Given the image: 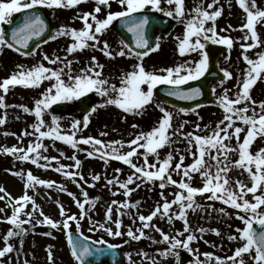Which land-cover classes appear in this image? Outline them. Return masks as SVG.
Masks as SVG:
<instances>
[{
  "label": "snow or ice",
  "instance_id": "snow-or-ice-1",
  "mask_svg": "<svg viewBox=\"0 0 264 264\" xmlns=\"http://www.w3.org/2000/svg\"><path fill=\"white\" fill-rule=\"evenodd\" d=\"M83 2L85 0H0V54L7 48L22 56L37 55L36 49L31 51H21V49H28L29 41L34 37H42L47 30L46 22L39 14L40 10L71 9ZM115 3L118 5V10L113 11L112 0H95L92 11L77 14L76 18L82 21L80 29L61 25L54 32L49 33L48 39L43 41L45 44L59 37L71 39L64 50L65 56L61 57L55 53L49 56L45 53L42 56V62L31 67L17 64L9 76L0 80V90L3 93L0 94V108L6 110L8 107H19L24 113L35 116V122L29 126L32 131L29 132L26 128L17 137L21 143L27 136H33L35 139L29 141L26 147L19 145L0 147V153L12 155L18 161L30 162L40 168H52L67 180L76 183L83 197L81 200L75 193L56 181L38 178L31 170L26 173L25 191L21 196L12 197L3 186H0V193H3L0 195V200L7 198L8 205L12 208L10 216L6 214L5 208H0V213H5L0 216V221L12 225L3 236L4 247L0 248V264H6L3 258L13 251H17L19 255L20 250L9 243L10 238L19 237L22 250L24 236L39 224L47 225L52 230L62 231L66 235L70 254L76 264H90L88 258L105 254V248L116 250L123 244L138 242L141 239H148L152 244L167 245L157 249L155 254L140 251L139 255L147 259L150 264H163V261L169 257L174 258L176 264H181V250L190 255L189 264H248L249 260L251 264H264V146L255 152L252 151L257 138L264 140V100L257 102L251 95L257 82L264 80V51L257 52L255 58L248 55L252 49L264 48V39L258 32V25H264V8L259 6L258 0H236L246 14L245 22L238 28L229 24L218 31L216 21L222 15V6L216 7L219 0H211L206 7L203 0L200 3H195L194 0V7L191 9L187 8L186 0H115ZM231 3L232 0H228L229 7ZM105 8L108 11L103 18H100L98 14ZM146 12L162 13L164 17L183 24L182 38L175 37L178 42L177 51L181 56L196 53L199 59L185 61L172 67L147 70L143 63L144 58L160 49L161 37H156L154 43L149 42L146 26L150 24V17L144 14ZM15 14H22V22L11 28L9 38L3 25H12ZM117 20H121L126 30L132 34L135 48L121 40L118 49H112L108 41L101 40V37ZM237 30L244 33L240 38L242 41L240 48L246 67L235 77L230 70L220 69L223 74L219 81L220 85L222 86L226 80L236 79L234 86L236 91L230 96L232 90L229 88L225 87L219 93L215 87L211 88L216 98L215 102L223 112L222 119L216 122L215 127L196 123L193 131L185 132L184 128L188 121H183L176 126L174 113L168 111L163 105L157 104L156 107L162 115L156 124L148 131L132 134V138L127 141L122 139L108 141L80 135L82 129L89 126L92 115L99 109L115 106L125 114L141 115L152 103L154 90L158 85L170 86L167 95L180 100H195L200 97L202 95L200 87L183 89L181 86L189 81L200 79L208 72L210 56L206 51L207 43L224 45L230 52L234 46V40L230 35L221 33ZM36 47L38 49L40 45ZM88 48L99 50L109 59L127 57L135 59L136 63L132 65L131 70L118 75V84L111 82L110 77L104 76L105 65L100 63L96 56H92L84 67L75 71L72 67L73 63L79 61H73L68 57ZM225 59H230V56H226ZM43 61H47L49 66H46ZM45 81H48L49 85L40 93V97L34 100L33 108L5 103L6 95L16 86L39 88ZM90 93L100 97V101L90 104L85 109L82 119H73L69 130L65 131L61 128L59 124L61 118L56 115L51 116L50 124L45 121L44 115L53 105L79 101ZM200 106L197 104L196 107ZM189 111L195 112L196 109H178V113L187 114ZM6 119L5 111V114L0 116V126L6 123ZM200 119L203 118L200 117ZM132 127L137 128L138 125L133 124ZM201 132L204 134H200ZM8 134L5 133V135ZM11 135L16 134L11 133ZM108 135L107 131H101L99 134L100 137ZM45 138L61 141L78 152H84L86 158H99L105 164H108L110 160H116L127 165L131 171L126 179H120L122 170L119 168L114 170L110 178L103 177L106 181L105 186L109 187L113 196L122 194L126 199L123 201L112 199L107 203L103 220H95L91 212L95 202L100 198L90 199L89 193L82 186L87 183L81 171L83 162L76 152L68 157L73 161L70 165L61 163L58 157L44 155L43 153L47 152L49 147L43 143ZM233 140H235L234 144ZM184 141L187 143L185 149L173 147ZM80 145L90 147L81 148ZM165 146L172 150L161 158L159 150ZM125 147L127 151H124ZM60 155L63 156L64 153L61 152ZM150 156L154 158V162L150 161ZM188 156H191L192 162L185 164ZM141 158L142 162L138 163L137 161ZM234 169L241 170V175L246 173L250 183L239 178L233 180L230 173ZM5 171L12 175H19L22 179L25 175L13 169ZM197 175L202 182L201 186L194 184ZM176 176L179 177L178 180L174 178ZM101 179L100 174H91L93 182ZM157 182L163 203L157 202L149 214L144 215L140 211L142 201L131 202L130 196L140 187L148 184L156 185ZM37 186L56 188L57 191L66 193L72 198L79 211L72 213L61 201L56 200L61 219L50 217L29 194V190L35 191ZM169 186L175 189L170 193L173 196L171 200L167 198L164 191ZM205 194H208L205 197L206 200L219 201L236 210L235 218L241 222L242 226H237L235 233L227 236L229 241L239 242L230 256H216L212 252L200 253L199 249L192 247L194 241L203 239L206 231L221 235L219 229L198 227L194 231L190 225L189 211L195 213L198 210H206V206L197 199ZM249 194L251 199L248 198ZM29 204H31V211L26 210ZM207 207H211L212 211L220 214L229 215L224 208L216 209L214 205ZM132 209L136 211L133 212ZM22 216L26 219H22ZM124 216H129L132 220L130 225H124ZM154 218L166 219L170 226L175 220L182 221L183 229L175 230L174 234L165 232L154 223ZM84 221H87L89 225L87 229L89 233L102 232L108 237H119L123 240V244L110 243L103 236L91 241V237L81 230ZM25 224L32 225V228H25ZM73 224H75V237L72 231ZM146 230L159 233L161 239H155ZM197 232L200 233L199 236ZM44 235L56 238L52 231ZM205 243L210 242L205 241ZM93 245L104 247H93ZM53 248L52 245L46 248L48 264H56ZM111 255L113 264H118L116 252L112 251ZM125 255L129 259V264H135L131 259V253ZM201 255L204 256L203 260L200 259ZM157 256L161 259L158 260ZM24 264L29 262L25 260Z\"/></svg>",
  "mask_w": 264,
  "mask_h": 264
},
{
  "label": "rangeland",
  "instance_id": "rangeland-1",
  "mask_svg": "<svg viewBox=\"0 0 264 264\" xmlns=\"http://www.w3.org/2000/svg\"><path fill=\"white\" fill-rule=\"evenodd\" d=\"M201 0H195V3H200ZM211 0H203L204 6H207V3H210ZM258 4L261 8H264V0H258ZM186 6L188 9L194 7V0H186ZM222 6V15L216 21L217 30L221 28H226L229 24L238 28L241 23L245 22V13L236 3V0H232L231 7H229L228 0H219V4L216 7ZM95 7V0H85V2L77 5L71 9H58V10H50L46 9L49 15L52 18L53 22V30L57 29L61 25H67L73 28L80 29L82 27V21L77 19L76 16L78 13H82L85 11H92ZM167 7V5H165ZM112 9L118 10V5L115 3V0H112ZM107 8H105L98 15L100 18H103L107 13ZM162 14V13H161ZM174 20V19H173ZM173 29L171 30L168 37H161V47L158 51L150 53L147 57L144 58V66L147 70L151 71L153 69H161L172 67L177 64H181L185 61H194L198 60L199 56L196 53H191L188 55L181 56L177 51V40L175 37L180 36L182 38L184 32V26L181 23H178L176 20ZM210 26V25H209ZM258 32L262 39H264V25H258ZM230 35L234 40L233 48L229 50L226 48L225 53L218 59L217 66L219 69L225 68L230 70L233 73V76H237L241 73V71L246 67L245 62L241 57L242 49L240 48L241 37L244 35L243 32L237 31H229L228 33H221ZM101 40H106L112 47V49H118L119 41L112 34L111 29L101 37ZM71 42L69 37H59L54 41H49L48 43H44L40 45L37 51V55L32 56H19L12 51L5 48L0 54V80L10 75V73L15 69L17 64H23L26 67H31L37 63L42 62L43 54L47 53L49 56H52L54 53L60 55L61 57L65 56V49L68 44ZM251 42V41H249ZM212 44L208 42L207 45ZM259 51H264V48H256L252 49L248 52L250 57L255 58V55ZM92 56H96L98 61L105 65L104 67V76L110 77L111 82L118 84V75L124 71L131 70L133 64L136 63L135 59L127 58V57H116L115 59H109L103 55L99 50H93L91 48L85 49L83 51H77L73 55L69 56V59L73 61H79L78 63H73V69L78 71L80 68L84 67L91 59ZM230 56V59L226 60L225 57ZM46 66L47 61H43ZM59 66V65H57ZM45 81L39 88H25L22 86H16L14 89L10 90L9 93L5 97V103L7 105H26L29 108L34 107V100L40 97V94L37 90H43L45 88ZM236 79L226 80L224 84L221 86L219 81L214 82L211 85L215 87L217 93L221 92L223 88H229L232 90L230 92V96L236 91L235 86ZM37 89V90H36ZM0 94L2 90H0ZM93 97V104L100 101V97L95 95L94 93L88 94ZM252 97L257 101L264 100V80L258 81L257 84L253 87L251 91ZM214 96V95H213ZM215 98V96H214ZM216 100V98H215ZM75 101H67L66 103L73 105ZM158 103L153 99L152 103L147 106L146 110L141 115H132L125 114L121 110L117 109L115 106H109L104 109H99L95 114L91 117V122L86 129H82L80 135L83 136H93L97 138H101L104 140H125L132 138V134L137 133L139 131H148L150 130L161 117L162 113H160L159 109L156 107ZM168 111L174 113V122L175 125L178 126L183 121H188L185 125L184 131H193L194 125L196 123H200L201 125H210L211 127H215L217 121L222 119L223 112L222 109L217 106L216 102L213 105L204 106L197 108L195 112H188L187 114L178 113V111L173 110L169 107L164 106ZM7 112L6 123L0 126V147H11L12 145H19L26 147L29 141L35 139L33 136H27L23 138L22 143L17 139L19 134L27 128L29 132L32 129L29 127L31 124L35 122V116L29 113H24L23 110L19 107H8L6 110L0 108V116H3ZM198 113L199 115H197ZM56 115L60 117L59 124L62 129L65 131L70 129L71 122L73 119H82V117L71 118L67 115L61 114H52L50 109L45 113L44 119L49 124L51 123V116ZM200 117L203 119L201 120ZM138 125L137 128H133L132 125ZM101 131H107L109 135L107 137H100L99 134ZM210 131V129H209ZM5 133H9L5 135ZM11 133H15L16 135H11ZM200 134H204L201 132ZM43 143L48 145V151L44 152V155L58 157L60 162L65 165H70L73 163L68 157H71L74 152L78 155L79 159L83 162L81 171L83 172L87 183L83 184V188L89 193V198L94 199L99 197L100 199L95 202V207L91 212V215L95 220H103L107 203L112 199H116L118 201H123L126 198L122 194H117L116 196L112 195V191L109 190V187H106V181L103 179L104 176L111 177L114 173V170L119 168L122 170L120 174V179H126V177L130 174V168L123 164L121 161L110 160L108 164H105L99 158H86L84 152H78L76 149L71 148L70 146L64 144L61 141H53L51 139L45 138ZM235 143V140L232 141ZM264 146V140L257 138L254 142V146L252 151L255 152L260 147ZM81 148H89L88 145H80ZM174 148H179L181 150L187 147L186 141L177 143L173 145ZM128 149L125 147L124 151ZM169 147L165 146L160 149L161 158L165 157L169 151H171ZM143 151V149H141ZM63 152L64 155L61 156L60 153ZM178 155L176 159L178 160ZM236 158V157H233ZM150 161L154 162L153 157H149ZM138 163L142 162L141 160L137 161ZM192 158L188 156L185 160V164L191 163ZM43 163V161H41ZM55 164V161H53ZM6 169H13L15 172H23L24 178L22 179L19 175L9 174ZM28 170H31L32 173L38 178L45 180H53L58 184H63L69 191L75 193L81 200L83 197L81 195V189L77 186L76 183L67 180L61 174L52 170V168L44 169L33 165L30 162H21L16 160V158L12 155H7L0 153V186H3L8 193L11 194L12 197L21 196L24 189V181L26 180V173ZM75 171V169H73ZM241 170L234 169L230 176L234 179L239 178L248 181L247 174H240ZM97 173L100 174L102 179L97 182H93L91 180V174ZM175 179H179L178 176L174 177ZM200 177L197 175L194 180V184L196 186H201ZM250 183V182H249ZM94 184V186H92ZM130 187H135V185H130ZM151 189V190H149ZM175 189L172 186L166 188L165 195L169 200L172 199V193ZM160 189L158 183L156 185L148 184L146 186H142L139 189L135 190L131 196L130 201L135 202L136 200L142 201L140 205V211L144 215H148L149 212L155 207L157 202L163 203L160 197ZM168 192V194H167ZM29 194L32 195L36 201V203L43 209L44 213L49 215L54 219H61L59 215V209L56 204V200L61 201L66 208L70 209L72 213L78 212V208L76 204L73 202L72 198L69 197L64 192L57 191L56 188L48 189L45 186H37L35 191L29 190ZM3 195V193H0ZM205 196L197 197V199L206 206L205 211H196L193 213L189 211L188 219L192 229L195 231L198 227H203L205 229H219L221 235H216L211 231H206L203 234V239H199L192 243V247L199 249L200 253L212 252L216 256L224 257L225 255H232L234 249L239 245L238 241H229L227 236L229 234H234L237 226H242L241 222L235 218L234 209L230 208L228 205H224L219 201H208L205 199ZM50 197V198H49ZM251 199V194L248 196ZM208 205H214L216 209L224 208L229 215H223L218 212L212 211L211 207H207ZM88 207V205H86ZM0 208L6 209V214L8 216L11 215L12 208L8 205L7 198L5 200H0ZM175 208V206H174ZM28 211H31V204L27 206ZM133 212L136 209H132ZM5 215V213H0V216ZM38 215V214H37ZM115 218V212H114ZM22 219H26V217H21ZM124 225H130L132 220L129 216L123 217ZM154 223H156L159 227H161L165 232L175 233V230L183 229V222L179 220H175L174 224L170 226L167 223V220H161L159 218H154ZM231 226V227H229ZM12 225L8 222L0 221V248L4 247L3 236L6 234L9 228ZM25 228L31 229L32 225L25 224ZM89 225L87 221L82 222V231L85 235L90 236L92 241L100 239L103 236L104 239L108 240L113 244H123V240L119 237L113 238L108 237L106 234L102 232L97 233H89L87 231ZM52 231L53 235L56 237L55 239L44 235V233ZM146 232L153 236L155 239H161L159 233H156L153 230H146ZM197 236L200 235L199 232L196 233ZM127 239V237H124ZM205 241H209L210 243H205ZM9 243H12L13 246L19 251V255L17 251H13L10 254H7L4 257L6 264L10 261V264H24V261L27 260L29 264H48L47 260V251L46 248L49 245L54 246V256L56 264H76L75 260L71 257L67 241L66 235L62 231L52 230L47 225L39 224L36 225L33 231H29L24 236V243L21 250L20 238L13 237L10 238ZM212 245H216L213 247ZM167 245L164 244H152V242L148 239H141L140 241H132L129 244H123L119 250L124 253V264H129V259L125 255L126 253H131V259L135 262V264H150V262L139 255L140 251L148 252L149 254H155L157 249L164 248ZM157 259H161L157 256ZM191 259L190 255L181 250L180 261L181 264H189V260ZM200 259L203 260L204 256L201 255ZM247 260V256H245ZM163 264H176V260L172 257H169L167 260L163 261ZM248 264H251V261H248Z\"/></svg>",
  "mask_w": 264,
  "mask_h": 264
},
{
  "label": "water",
  "instance_id": "water-1",
  "mask_svg": "<svg viewBox=\"0 0 264 264\" xmlns=\"http://www.w3.org/2000/svg\"><path fill=\"white\" fill-rule=\"evenodd\" d=\"M39 14L42 16V18H44L47 25V30L42 35V37H34L32 40H30L28 49H21V51H31L35 49L37 45L41 44L44 40L48 38V35L52 29L51 20L49 19L44 9H41ZM144 14L150 17V24L146 26V36L149 38L150 43H154L155 38L158 37L159 35H167L171 30V28L173 27V21L170 19H166L163 16L153 13H144ZM21 22H22V14H15L13 24L6 25L4 27L6 29V33L8 34L9 38H10L11 28L15 27ZM112 26L115 34L120 38V40H124L126 43L130 44L133 48H135V45L132 40V34L126 30L121 20L114 21ZM206 51L209 53L210 56L208 72L205 74V76L201 77L200 79L181 86L183 89H187L189 87L192 88L200 87L202 90V95L195 100H180L177 97L168 96L167 90L169 87L162 86V87H157L154 90V96L160 103L172 106L177 109L179 108L193 109L196 108L197 104L202 106V105L211 104L213 102L212 93L210 90V83L212 81L220 80L223 77V75L218 71L216 67V61L225 51V48L213 45L207 47ZM89 105H90V98L86 97L77 101L76 108L81 114H84L85 109ZM65 110H66V106L63 104L55 105L52 108V111L56 113L64 112ZM254 227L258 228V226H254ZM112 251L113 250H108L107 248H105V254L88 258L90 264H92V262L94 261L98 262L99 264H113V257L111 255ZM115 252H116V260L118 261V264H121L123 260L121 259L120 254L117 253V251Z\"/></svg>",
  "mask_w": 264,
  "mask_h": 264
}]
</instances>
